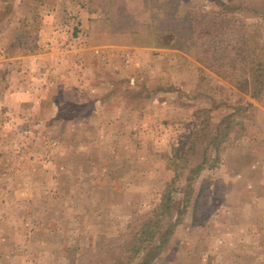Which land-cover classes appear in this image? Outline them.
Returning <instances> with one entry per match:
<instances>
[{
  "label": "rangeland",
  "instance_id": "1",
  "mask_svg": "<svg viewBox=\"0 0 264 264\" xmlns=\"http://www.w3.org/2000/svg\"><path fill=\"white\" fill-rule=\"evenodd\" d=\"M0 264H264V0H0Z\"/></svg>",
  "mask_w": 264,
  "mask_h": 264
},
{
  "label": "trees",
  "instance_id": "2",
  "mask_svg": "<svg viewBox=\"0 0 264 264\" xmlns=\"http://www.w3.org/2000/svg\"><path fill=\"white\" fill-rule=\"evenodd\" d=\"M260 67V66H259ZM258 83V82H257Z\"/></svg>",
  "mask_w": 264,
  "mask_h": 264
}]
</instances>
